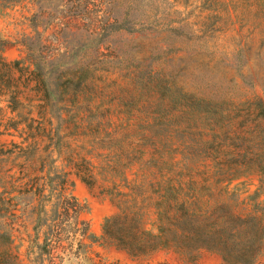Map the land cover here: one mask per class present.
<instances>
[{"label":"rangeland","instance_id":"rangeland-1","mask_svg":"<svg viewBox=\"0 0 264 264\" xmlns=\"http://www.w3.org/2000/svg\"><path fill=\"white\" fill-rule=\"evenodd\" d=\"M0 38L8 43L0 55L10 64H0V194L13 199L11 214L30 215L38 206L33 194L39 180L52 172L51 163L44 157L39 160L35 145L42 124L39 90L44 81L59 102L55 111H80L91 118L82 126L64 125L68 128L62 135H69L64 141L70 149L62 159L55 155L53 164L59 175L70 174L73 187L66 197L72 194L78 200L82 219L98 237L104 221L117 212L104 194L110 185L99 178L90 188L66 168L65 161L78 160L81 153L80 159L105 168L107 161L120 156L119 171L129 180L137 169L128 168L134 154L117 146L133 140L76 137L89 123L108 132L128 124L153 127L157 138L147 143L161 140L178 155L199 162H248L261 153L262 141L249 142L246 135L260 121L258 113L242 104L264 96V0L0 1ZM216 94L231 98L233 104L209 112L205 106ZM10 97L18 98L12 106L16 112L9 108ZM93 141H104L105 146L91 156ZM258 180L253 174L241 180L243 200L254 195ZM13 221L11 242L0 237V264H5L7 254L28 264L27 253L34 252V241L43 244L46 230L35 232L29 222L8 216L0 218V236L10 231ZM47 237L59 247L56 255L63 248L72 249L65 233ZM57 240L63 241L60 246ZM91 251L105 264H223L207 251L196 263L172 251L133 261L102 242L92 245Z\"/></svg>","mask_w":264,"mask_h":264},{"label":"trees","instance_id":"trees-1","mask_svg":"<svg viewBox=\"0 0 264 264\" xmlns=\"http://www.w3.org/2000/svg\"><path fill=\"white\" fill-rule=\"evenodd\" d=\"M0 1L12 4L20 0ZM7 44L0 38V53L5 51ZM4 61L0 55V64L10 66ZM45 83H40L39 91L43 95L39 102L43 111L39 120L42 124L37 129L35 145L36 153L41 154L39 160L44 157V162L51 163L52 172L39 180L42 183L37 185V193L33 194L39 199L38 206L30 215L18 217L16 213L11 214L13 199L0 194V218L23 219L34 226L35 232L46 230L43 244L34 241V252L27 253L28 264H65L70 261L105 264L100 256L92 257L91 246L99 242L125 253L133 261L149 260L160 252L172 251L181 259L196 263L201 253L207 251L218 255L223 264H264V96L256 97L254 103L242 104L249 111L258 113L260 119L251 131L246 132L248 141L261 140L263 143L261 153L255 154L248 162L220 159L199 162L186 158L178 155L176 149H169L161 140L147 143V140L157 138V132L150 126L142 129L128 124L108 132L89 123L87 128L77 129L81 133L76 137L98 140L105 136L133 140L128 145L117 143L121 151L128 150L135 156L128 166L130 171L137 169L133 180L119 171L120 156L107 161L105 168L98 167L92 160L80 159L81 153L78 160L71 157L65 161L66 168L74 171V175L90 188L98 183L99 178L110 185L104 194L111 199L117 212L104 221L102 235L98 237L92 233L89 223L82 219L78 200L72 194L66 197L73 187V184L69 185L70 174L59 175L61 171H57L53 164L55 155L62 159L64 152L70 149L64 141L69 135H62L68 128L64 125L82 126L91 118L84 117L80 111H55L57 106L54 104L59 102L52 99L51 85ZM231 100L223 94H216L215 100L205 108L218 113L225 105H232ZM17 102V97L8 100L13 112L17 108L12 106ZM55 123L58 125L56 128ZM91 146L93 151L90 154L93 156L95 151L104 149L105 143L93 141ZM94 158L102 159V156ZM45 166L43 164V170ZM107 171L109 173L103 175ZM249 174L259 178V186L254 195L243 200L240 191L243 183L240 182ZM14 224L11 222L10 231L0 237L11 242ZM63 233L70 236L72 249L63 248L62 253L56 255L55 250L59 247L54 246V241L47 236L57 237ZM62 242L57 240L55 244L60 246ZM75 245L77 248L73 252ZM7 255L5 264H21L19 256Z\"/></svg>","mask_w":264,"mask_h":264}]
</instances>
